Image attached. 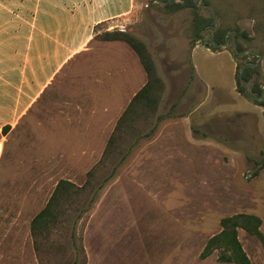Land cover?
<instances>
[{"label": "rangeland", "instance_id": "rangeland-1", "mask_svg": "<svg viewBox=\"0 0 264 264\" xmlns=\"http://www.w3.org/2000/svg\"><path fill=\"white\" fill-rule=\"evenodd\" d=\"M192 1L206 18L198 40L192 8L173 11L161 0H135L128 17L96 27V40L120 29L143 41L163 85L155 109H137L109 148L125 92L120 84L145 79L122 42L102 50L103 60L69 63L18 124L6 134L0 129V264H72L75 257L83 264L81 247L89 264H234L218 261L217 250L200 257L220 219L257 215L264 234V168L254 174L264 158V96L252 91L264 84V26L255 29L262 0ZM195 43L217 49L200 47L190 59ZM258 54L241 85H249L248 97L237 75ZM171 84L176 88L168 94ZM180 113L189 117L193 146ZM166 136L173 138L165 143ZM169 145L182 151H167ZM59 179L86 190L61 203L36 253L30 220ZM237 237L251 264H264L262 243L242 228Z\"/></svg>", "mask_w": 264, "mask_h": 264}, {"label": "crops", "instance_id": "crops-1", "mask_svg": "<svg viewBox=\"0 0 264 264\" xmlns=\"http://www.w3.org/2000/svg\"><path fill=\"white\" fill-rule=\"evenodd\" d=\"M134 6L135 0H0V129L4 125L11 129L18 124L49 85L51 89L69 63L90 57L103 60L102 50L116 42L125 43L96 40L95 30L99 25L128 17ZM200 47L214 53L206 45L195 43L190 50V59ZM222 52L225 53H217ZM108 75L114 79L111 73ZM146 80L145 73V79L122 81L120 87L125 92L121 93L116 114L123 112ZM174 86L168 87V94L176 88ZM108 89L105 88V95ZM108 109L103 105L104 112ZM180 114L188 134L191 129L189 117ZM186 137V142L193 146L195 139L189 134ZM171 138L166 136L165 143ZM165 149L182 151L177 145ZM89 263L88 258L86 264Z\"/></svg>", "mask_w": 264, "mask_h": 264}, {"label": "trees", "instance_id": "trees-1", "mask_svg": "<svg viewBox=\"0 0 264 264\" xmlns=\"http://www.w3.org/2000/svg\"><path fill=\"white\" fill-rule=\"evenodd\" d=\"M166 3L167 7L170 10H178L183 7H191L193 11V34L195 36V40L200 39V30L204 28L206 23V18L201 17L197 14L196 8L197 3L192 0H181L178 2H169V0H161ZM260 17L256 20V27L264 26V0H262L261 9H260ZM101 40H119L127 43L132 50L138 56V59L146 73L147 80L145 84L135 93V95L130 100L129 104L123 110L121 115L118 117L113 134L108 139V148L115 141V132L119 131V129L132 120L133 114L137 112V109L142 110H154L155 105L157 103V93L162 89V81L158 76L156 67L154 64V60L152 58L151 53L149 52L146 45L143 41L136 38L134 35L130 34L125 30L113 29V30H105L100 34ZM222 40L221 36H214V41L219 43ZM194 45V44H193ZM192 45V46H193ZM214 49H217L214 45H211ZM252 62V61H251ZM255 65L245 64L241 68V73L237 75V85L241 90L246 91V95L248 97L247 87L243 89L242 82H247L252 74L255 71ZM252 91L261 92V87L259 86L257 89L254 87ZM259 104L264 105V102H259ZM10 129L9 125H4L1 128L2 134H6ZM264 168V158L259 163L257 169H255L254 174L258 173V170ZM87 183V182H86ZM86 190L85 185H76L67 179H59L47 199L45 205L33 215L30 220L29 230L33 239V247L36 253L39 252V248L41 243L44 241H48L50 237V228L51 225H54L55 219L57 217V213L61 206V203L65 200L71 198L72 195L79 196L84 193ZM96 189H89L88 192L91 194L89 198L85 200L87 210L95 201V197L97 194ZM81 213L76 215V217H80ZM77 219H73L71 223V227L68 232V236L73 238L75 236V223ZM261 218L254 214L248 213H236L229 216L222 217L220 219V231L216 234L212 235L208 238L207 242L203 250L200 253L201 258H205L214 250L218 251L217 259L221 262H231L234 264H251V261L243 249L238 237H237V229L242 228L250 235L255 236L264 246V234L262 233L261 226ZM81 252H83L82 263H86V255L83 248H80ZM77 262V257L72 260V264Z\"/></svg>", "mask_w": 264, "mask_h": 264}, {"label": "water", "instance_id": "water-1", "mask_svg": "<svg viewBox=\"0 0 264 264\" xmlns=\"http://www.w3.org/2000/svg\"><path fill=\"white\" fill-rule=\"evenodd\" d=\"M197 5H198V3H197ZM227 44V41L225 42V43H223V46H225ZM208 47V46H207ZM259 60H260V55L258 54L257 55V60L255 61V62H245V64H252V65H256L258 62H259ZM241 71L242 70H240V73H241ZM247 85V90H248V92L250 91V87H249V85L248 84H246ZM261 88L262 89H264V84H261ZM261 98H258V100H260Z\"/></svg>", "mask_w": 264, "mask_h": 264}, {"label": "flooded vegetation", "instance_id": "flooded-vegetation-1", "mask_svg": "<svg viewBox=\"0 0 264 264\" xmlns=\"http://www.w3.org/2000/svg\"><path fill=\"white\" fill-rule=\"evenodd\" d=\"M261 95H263V96H264V89H262V90H261Z\"/></svg>", "mask_w": 264, "mask_h": 264}]
</instances>
